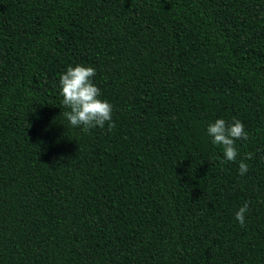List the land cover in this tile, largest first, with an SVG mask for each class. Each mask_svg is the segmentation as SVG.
<instances>
[{
	"label": "trees",
	"instance_id": "obj_1",
	"mask_svg": "<svg viewBox=\"0 0 264 264\" xmlns=\"http://www.w3.org/2000/svg\"><path fill=\"white\" fill-rule=\"evenodd\" d=\"M78 64L111 131L62 115ZM0 264H264V0H0Z\"/></svg>",
	"mask_w": 264,
	"mask_h": 264
},
{
	"label": "clouds",
	"instance_id": "obj_2",
	"mask_svg": "<svg viewBox=\"0 0 264 264\" xmlns=\"http://www.w3.org/2000/svg\"><path fill=\"white\" fill-rule=\"evenodd\" d=\"M95 75L94 67L78 64L75 67L69 66L59 78L60 94L63 97L62 105L70 109L62 115L72 127H82L85 133L96 127L104 128L106 124L109 131L115 127L112 116L113 105L106 99L100 98L101 90L93 82ZM207 132L212 137L213 144L223 146L226 161L237 159L236 140L249 139L244 123L235 118L231 124L224 119H217L215 123L209 125ZM253 155V153H247L246 159H252ZM248 170V165L241 160L239 175H245ZM248 211L249 203H244L236 212V220L241 226L245 224V215Z\"/></svg>",
	"mask_w": 264,
	"mask_h": 264
}]
</instances>
